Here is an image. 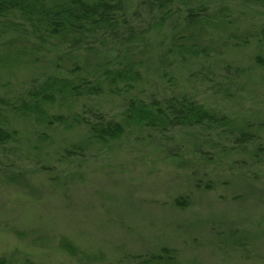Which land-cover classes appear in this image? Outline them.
<instances>
[{
    "label": "rangeland",
    "instance_id": "obj_1",
    "mask_svg": "<svg viewBox=\"0 0 264 264\" xmlns=\"http://www.w3.org/2000/svg\"><path fill=\"white\" fill-rule=\"evenodd\" d=\"M137 4L129 0L131 13L138 10L132 23L144 26ZM209 7L204 28L177 40L203 48L193 59L180 57L168 26L77 57L52 47L35 54L29 44L37 58L26 63L11 49L14 66L0 69L1 92L11 97L75 66L90 76L116 62L139 71L129 87L53 109L68 117L96 112L122 123L129 98L186 94L226 124L165 133L132 127L95 142L84 125L12 119L18 137L0 147L3 264H145L159 255L162 264H264V68L254 63L264 51V0ZM181 10L170 20L176 27Z\"/></svg>",
    "mask_w": 264,
    "mask_h": 264
},
{
    "label": "trees",
    "instance_id": "obj_2",
    "mask_svg": "<svg viewBox=\"0 0 264 264\" xmlns=\"http://www.w3.org/2000/svg\"><path fill=\"white\" fill-rule=\"evenodd\" d=\"M136 1L137 8L146 12L144 26L132 23L138 10L131 13L129 0H0V69L14 66L16 61L10 53L12 48L18 55L26 54V63L37 58L31 54L29 44L35 49V54L45 47H52L69 51L77 57L82 49L91 50L105 42L128 46L144 32L167 29V26L171 28L173 47L182 59L197 58L204 53L201 47L179 44L177 40H186L188 36L185 35L189 31L200 26L204 28L209 21L208 10L212 0ZM182 8L183 22L176 27L170 20ZM218 13L221 15V10ZM219 18L221 16L216 20L222 23ZM17 35L24 40L16 38ZM262 35L264 38V28ZM254 63L264 68V51L254 57ZM116 65L118 62L91 76L78 72L77 66L71 69L69 76L49 74L23 89L17 97H11L0 89V147L18 137V132L11 126L12 119H26L39 125L44 123L47 127L59 125L64 129L84 125L89 138L95 142L114 141L123 135L126 128L132 127L165 133L175 128L216 129L226 124L225 116L186 94L149 100L129 98L122 112V123L106 119L96 112L91 116L93 118H86L78 113L68 117L53 111L54 108L73 105L80 99L95 98L106 91L112 93L119 86L129 87L140 78L136 68L127 64L117 68L120 64ZM64 247L68 252H74L72 245L66 243ZM163 254L165 261L174 260L171 251L164 250ZM160 257L147 260L145 264H162ZM3 263L4 259H0V264Z\"/></svg>",
    "mask_w": 264,
    "mask_h": 264
}]
</instances>
